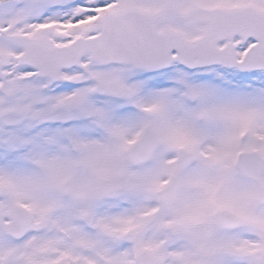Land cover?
I'll use <instances>...</instances> for the list:
<instances>
[{
	"label": "snow or ice",
	"instance_id": "obj_1",
	"mask_svg": "<svg viewBox=\"0 0 264 264\" xmlns=\"http://www.w3.org/2000/svg\"><path fill=\"white\" fill-rule=\"evenodd\" d=\"M0 264H264V0H0Z\"/></svg>",
	"mask_w": 264,
	"mask_h": 264
}]
</instances>
